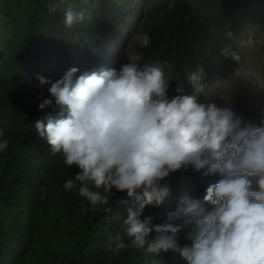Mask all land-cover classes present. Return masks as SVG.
Masks as SVG:
<instances>
[{
  "label": "clouds",
  "instance_id": "obj_1",
  "mask_svg": "<svg viewBox=\"0 0 264 264\" xmlns=\"http://www.w3.org/2000/svg\"><path fill=\"white\" fill-rule=\"evenodd\" d=\"M70 2L63 22L72 25V38L55 60L69 66L56 79L36 74L61 110L32 122L49 150L62 153L66 164L79 169L63 181L64 189L79 182L78 193L92 205L108 200L97 190L100 186L108 193L114 187L134 196L135 208L128 207L123 220L125 233L131 244L147 252L171 249L185 259L183 264H264V118L259 124L242 122L230 103L201 98L197 92L208 78L202 79L199 66L186 73L191 92L177 83L169 95L170 80L162 67L166 62L142 60L150 42L144 25L130 32L129 17L106 9H123L127 0ZM56 7L50 0L48 11ZM228 27L224 22L212 37L230 36ZM250 34L239 35L237 47ZM132 42L136 47L130 52ZM237 47L221 52L236 63ZM51 98L37 106L44 108ZM6 147L7 139L0 138V149ZM189 166L218 178L205 186L202 196L183 197L165 222L140 218L146 204H159L168 192L161 178ZM178 216L179 224L169 222ZM181 221L184 244L174 236L178 238ZM150 231L155 234L148 238ZM116 235L120 247L123 241Z\"/></svg>",
  "mask_w": 264,
  "mask_h": 264
},
{
  "label": "trees",
  "instance_id": "obj_2",
  "mask_svg": "<svg viewBox=\"0 0 264 264\" xmlns=\"http://www.w3.org/2000/svg\"><path fill=\"white\" fill-rule=\"evenodd\" d=\"M55 2L56 9L49 12L50 0H0L1 44L8 49L0 59V138L7 139V147L0 149V264H183L177 251L152 253L130 243L123 220L136 202L126 190L113 187L108 193L100 186L97 190L108 200L95 205L78 193L79 182L65 190L63 181L79 169L66 164L62 153L51 152L32 124L61 110L48 85L38 84L36 78L39 73L56 79L69 66L55 60L68 50L72 38V25L63 22L64 8L78 2ZM13 5L21 9L22 24L14 22ZM262 6L264 0H163L156 6V18L150 14L143 26L150 42L142 60L166 62L163 72L174 91L180 83L191 92L186 73L197 66L203 70L202 79L225 77L236 63L221 49L235 51L237 37L248 33L246 28L256 23ZM224 22L231 35L213 38ZM84 57L89 62L88 55ZM44 97L53 102L39 108ZM202 171L181 167L161 178L168 192L159 204H146L140 218L148 215L154 223L165 222L183 197L202 196L205 186L218 178L201 175ZM181 219L169 222L179 224ZM117 233L123 241L120 247Z\"/></svg>",
  "mask_w": 264,
  "mask_h": 264
},
{
  "label": "rangeland",
  "instance_id": "obj_3",
  "mask_svg": "<svg viewBox=\"0 0 264 264\" xmlns=\"http://www.w3.org/2000/svg\"><path fill=\"white\" fill-rule=\"evenodd\" d=\"M162 1L127 0L123 9L113 6L106 7V9H108L109 14H112V11H118L121 16L129 17L130 24L126 29L130 32H136L145 25L147 20H151L150 14L153 13V18H156V6ZM262 7V14L256 23L248 25L246 28L247 32L251 34L244 36L237 47L239 59L235 60L237 66L234 67L233 73L228 77L218 75L214 78L205 79L202 88L197 92L201 98H212L218 105L230 103L233 110L242 117V122L256 124H259L264 118V6ZM12 9L17 19L10 21L22 24L21 9L15 5L12 6ZM135 47V43L132 42L129 51H134ZM7 53L8 49L2 46L0 39V59L2 55L5 56ZM136 62L140 64L138 57H136ZM164 78L169 80L165 74ZM167 91L169 95L174 94L170 91L169 81ZM182 221L180 222L181 231L178 233V239L187 243L184 235L186 226L183 225Z\"/></svg>",
  "mask_w": 264,
  "mask_h": 264
}]
</instances>
